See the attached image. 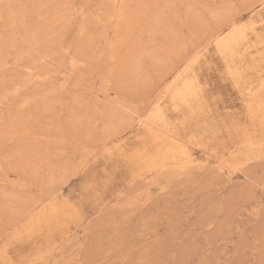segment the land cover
I'll return each mask as SVG.
<instances>
[{"label": "rangeland", "instance_id": "rangeland-1", "mask_svg": "<svg viewBox=\"0 0 264 264\" xmlns=\"http://www.w3.org/2000/svg\"><path fill=\"white\" fill-rule=\"evenodd\" d=\"M0 264H264V0H0Z\"/></svg>", "mask_w": 264, "mask_h": 264}, {"label": "bare ground", "instance_id": "bare-ground-1", "mask_svg": "<svg viewBox=\"0 0 264 264\" xmlns=\"http://www.w3.org/2000/svg\"><path fill=\"white\" fill-rule=\"evenodd\" d=\"M180 74H181V73H176V74L174 75V78H175V79H178V78L180 77ZM174 82H175V81H174ZM174 82H173V83H174Z\"/></svg>", "mask_w": 264, "mask_h": 264}]
</instances>
